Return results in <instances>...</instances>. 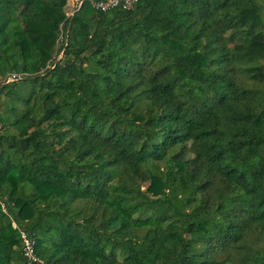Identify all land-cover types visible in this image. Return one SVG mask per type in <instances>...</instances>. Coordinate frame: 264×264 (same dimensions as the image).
<instances>
[{
  "label": "trees",
  "instance_id": "16d2710c",
  "mask_svg": "<svg viewBox=\"0 0 264 264\" xmlns=\"http://www.w3.org/2000/svg\"><path fill=\"white\" fill-rule=\"evenodd\" d=\"M72 10L0 0V264H264V0Z\"/></svg>",
  "mask_w": 264,
  "mask_h": 264
},
{
  "label": "built area",
  "instance_id": "2783aa9c",
  "mask_svg": "<svg viewBox=\"0 0 264 264\" xmlns=\"http://www.w3.org/2000/svg\"><path fill=\"white\" fill-rule=\"evenodd\" d=\"M83 1L84 0H72V7H73L72 13H74L82 5ZM136 2L137 0H90L92 7L97 10H101V11L111 10L116 7H121L124 10H128ZM18 77L19 76L12 74L8 76V78H6L4 82L7 83ZM0 206L2 210L6 213L7 212L6 207L2 202H0ZM12 226L18 229V232H19V237L21 240V252L24 258V264H34L35 262H38L39 259L35 253L34 238L30 236L23 229L18 228L17 224L14 221H12Z\"/></svg>",
  "mask_w": 264,
  "mask_h": 264
},
{
  "label": "rangeland",
  "instance_id": "374dc122",
  "mask_svg": "<svg viewBox=\"0 0 264 264\" xmlns=\"http://www.w3.org/2000/svg\"><path fill=\"white\" fill-rule=\"evenodd\" d=\"M69 14H66V16H68ZM64 17H65V15H64ZM64 17H62L60 20H58V28L59 29H61V26L63 25V22H64V20H65V18ZM61 41H62V36H61V32L60 33H58V35H56V38H55V40H54V47L56 46H59L60 44H61ZM59 56H60V54H59ZM51 60H53V58L51 59ZM146 186V184L144 185V187Z\"/></svg>",
  "mask_w": 264,
  "mask_h": 264
},
{
  "label": "water",
  "instance_id": "95a60500",
  "mask_svg": "<svg viewBox=\"0 0 264 264\" xmlns=\"http://www.w3.org/2000/svg\"><path fill=\"white\" fill-rule=\"evenodd\" d=\"M5 83V82H4Z\"/></svg>",
  "mask_w": 264,
  "mask_h": 264
}]
</instances>
